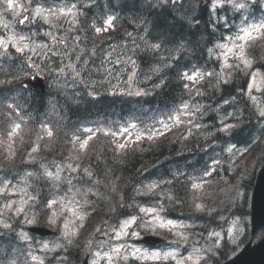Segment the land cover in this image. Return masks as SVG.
<instances>
[{"label": "snow or ice", "instance_id": "6c2138e0", "mask_svg": "<svg viewBox=\"0 0 264 264\" xmlns=\"http://www.w3.org/2000/svg\"><path fill=\"white\" fill-rule=\"evenodd\" d=\"M145 2L150 15L153 14V10L155 9L160 10V12L155 13L156 15H160L163 12H168L171 15L172 12L183 10L187 0H145ZM257 2L258 0H208L207 5H204L203 0H197L198 4L208 8L210 14H216L217 25L223 21V27L228 33L221 37V40H226L227 43L216 45V48L221 50L216 56L218 64L212 70L207 71L206 75L209 77L224 76L227 70L228 76L223 80V83L226 84L233 72H243L248 77L245 82L246 87L242 86L238 91L241 98L247 97V101L250 102L245 105L249 122L255 119L257 125L264 130V108L258 107L257 96L253 94L254 89L264 94V89L256 85V78L259 73L257 71H247L252 69V61L246 56L247 48L258 40L264 39V18L257 21L253 18V14L248 12L249 7ZM92 3H94V0H86L85 3H81L80 0H60V2L52 0L51 3H49V0H0V28L4 30L0 32V72H5L4 66L6 64L9 68L14 69L16 60L19 59L26 69L34 70L37 74L44 69L66 74L67 69V74H71L74 80L76 77H81L82 83L89 84L93 89L89 95L95 94L98 84L99 86H103L104 84L110 85L112 89L111 94L113 95H133L131 85L134 83L138 84L141 75L146 80L150 81L152 79L151 74L141 72L137 64V58L144 60L150 55L153 62L168 66L169 59L179 60L182 58L176 57L174 51H188V49L184 48L183 43H180V41L185 40L184 36L181 35L177 38V35L173 32L149 31L148 22L145 20L140 33L132 41V48L128 49L125 47L115 57H113L115 49L107 52L101 58L100 64L93 73L92 69L87 66L89 61L82 60L81 54L77 52V47L74 46L69 50L68 42L53 32V29L56 31L62 30L66 33L70 32L76 27L77 21L75 17L79 15L80 8H87ZM112 6L115 7V5ZM227 6H230L234 12H241V23L239 25L233 27L227 18L219 16L221 9L225 12L228 10ZM68 16H72L73 19L68 20ZM61 17L65 18V22L68 23L69 28L65 29L63 23L56 22ZM172 18L173 20L176 19L174 16ZM115 19V16L109 15L102 26L93 24L97 36L113 29ZM38 21H42V24L38 25ZM177 23L180 25L181 30H183L185 25L179 21ZM188 23L191 26L192 21ZM195 23L198 32L199 20L197 19ZM17 25H33L36 27H26L17 31ZM44 25H47L48 29L41 31ZM156 27L153 24V28L155 29ZM132 35L131 32L128 33L129 37H132ZM189 35H192L194 40L195 34L190 32ZM38 36L51 37V43L44 42L43 40L37 42L35 37ZM75 40L78 42L79 36L75 37ZM170 44H179V47L172 49L168 47ZM104 51V49H101V52ZM212 51V49H209L210 54ZM73 53H77L74 60L72 59ZM92 55H96L95 50H93ZM66 61L70 62L66 63ZM91 62L95 64L94 60ZM52 64H55L56 67L51 68L50 65ZM78 64L81 67H77ZM5 74L12 75L13 78L0 80V85L12 84L13 80L21 78V73L5 72ZM82 74L89 78L96 76L98 83L96 81L89 83V80L84 79ZM198 77L203 79V74L195 70L193 74H190L187 70L183 71L181 79L187 82L182 84V88L189 94L188 100H184L182 96L181 105L169 111L166 120L158 121L159 127L153 124L141 131L137 128L136 123H130L121 125L117 130L98 128L96 131L103 132L105 136L111 135L114 138L115 151L117 154H120L130 144H141L145 140L151 142L164 136L166 132L171 131L173 123L177 126L182 123L186 124L188 126L187 135H191L193 127L197 129L207 127L206 123L202 124L198 122L203 120L206 114L203 105L195 100V97L203 95L201 89L195 88ZM113 81H116V83H113ZM25 86L26 82L20 84L21 89ZM152 87L158 88L160 84H153ZM5 91L11 92L12 89L0 91V98L6 99ZM134 94L136 96H148L151 92L147 88L138 87ZM189 101L192 102L191 106ZM224 103L227 104L228 101L225 100ZM0 104H2V99H0ZM13 116L19 120L24 119L21 116L19 107L14 108L13 105L9 104L5 109L3 124L0 126V153H2V158L5 161H13L16 155L13 147L16 143V138L20 136L21 143H23L22 136L28 134L30 139L32 136L35 139L31 140L29 147L26 149V157L22 156L20 163H35L37 157L33 156V154L41 151L40 141L45 139L44 134L46 133L47 138L50 140L54 133L46 125H42L43 133L36 131L35 127H32L29 132L25 133L22 129V123L17 122V119H11ZM182 117H188V119L183 120ZM239 119V117L234 116L232 112L225 109L222 117L214 126L220 132H229L236 128ZM167 121H171L172 123ZM133 130H136L134 139ZM85 131L91 134L86 138L79 136H74L73 138V149L79 153L75 157L77 160H81L87 155L89 142L96 134L91 128H87ZM187 135L183 138L186 139ZM77 140L80 141L78 149L76 148ZM224 143L225 145H229V141H224ZM244 151H247V148L241 151L235 144L227 147V153L230 157L235 156L237 153L243 155ZM15 166L13 164V168ZM217 166H222L221 159L219 157H210L209 161L205 162L200 174L184 178L188 181L184 185L185 194L183 197L177 195L175 199L169 194L171 189H168L166 192L164 186L173 185L174 180L177 183L182 182L179 174L157 177L154 181L151 180L149 175H145L144 180L150 182L144 184L143 181H139L134 191L137 195H151L153 202L139 203L134 200L133 203L126 205L124 198L121 197L118 207L133 208L134 211L132 213H125L122 219H119L117 223L112 225H108V221L105 220L104 223L107 227L103 231L100 228L96 229L97 232H101L106 237V240L100 241V250L94 251L91 259L86 260L84 264H100L101 260H104L105 264H131L133 261H171L173 264H208V260L212 256H216L217 250L222 246L227 248L228 243L237 245L244 233V228L239 226L240 222L238 220H233L231 224H228V221L224 220L223 224L218 225L222 231L207 233L205 243L208 244L211 241L208 246L201 245L200 241L196 240L190 246L187 254L181 253V249L186 247L183 244L176 248H169L168 250L156 249L155 241H148L143 238V232L156 234L158 231L166 230L171 235L179 237L182 241H188L190 235L199 236L200 239H204L203 232L187 233L184 231V229L192 228L194 225L184 223L183 217H171L163 215V213L166 211V203L183 204L189 198L194 202V208L197 212H204V205L202 203H195V201L201 200L203 195L208 194L204 191V185L209 182L207 178L212 177L214 179V174H219ZM39 168L43 170L42 173L28 170L25 176L49 182L50 187L54 189L51 196L41 195L39 192H29L28 187L30 186V182L18 185L14 183L15 177L12 176L10 171L0 169V217L8 216L9 219L15 217L18 221L16 227H19L20 223L26 225L37 223V217L43 214L48 225L57 229L59 236L56 242L51 243V246L48 242L42 243L40 251L55 252L61 247H64L65 251H67V245L73 244V239L79 235V229L84 228L86 218L95 211L93 202L87 199L89 192L92 191L91 183L96 182L94 174L90 170L91 164L81 168L79 164L74 165L70 162L66 164L53 162L51 165L40 163ZM44 186L41 185V187ZM144 189H147V191H144ZM156 189H159V192ZM111 211L113 213L116 212V208H112ZM29 213H32V215L30 216ZM0 224L5 229H11L14 232L16 230L8 221H0ZM18 235L20 240L30 241L28 232L20 231ZM43 235L44 233H41V236ZM135 240H143L144 245H148V247H141L133 243ZM112 241L117 243H112ZM222 241L224 242L223 245ZM105 244H107L106 249L104 248ZM15 247L19 248L20 246L15 245ZM26 256L30 257L34 264H44L43 259L33 255L31 252H27ZM57 259L60 258L58 257ZM63 259H67V257H63ZM0 260H7L8 264H16V259L8 256H0Z\"/></svg>", "mask_w": 264, "mask_h": 264}, {"label": "trees", "instance_id": "16d2710c", "mask_svg": "<svg viewBox=\"0 0 264 264\" xmlns=\"http://www.w3.org/2000/svg\"><path fill=\"white\" fill-rule=\"evenodd\" d=\"M51 2L52 0H49V3ZM80 2L85 3L86 0H80ZM112 5H115V7ZM80 9H84V17L81 22L82 25L77 27V31L81 41L88 44V46L84 45L83 47L81 45V47H77V52L81 54L82 60L89 61L87 66L92 69L93 73L100 64L98 54H104L113 49L122 52L124 44L131 40L128 33L131 32L137 36L144 26L145 20L148 22L149 31L173 32L177 35V38L181 35L184 36L185 40L180 41V43H183L184 48L188 51H174L176 57L182 58L179 60L169 59L168 66L153 62L150 55L144 60L137 58V64L141 72L152 76L149 81L141 75L138 84L135 83L136 88L149 89L151 94L148 96H136L135 94L132 96L126 94L113 95L106 90H102V92L95 91L94 95H89L92 92L91 87L89 84L82 83L81 77L75 78V83L69 91L67 89L63 93L48 97L29 96L26 105L34 106V108L26 112V127L30 125L35 127L36 125L46 124V122L52 123L50 125L54 133L53 137L50 140L45 139L41 144L43 160H48L55 153L57 158H62L59 156H63L67 149H72L70 138L67 136L72 135L74 132L80 133L84 125L117 130L121 125L135 122L140 127L145 128L153 124L157 125L158 121L166 119L169 111L181 105L182 96L184 100H188L189 94L182 88L184 81L181 79V75L183 71L193 68L207 70L206 62L212 65L213 61L209 49L214 50L216 42L221 39L220 35L215 37L210 35L214 24L217 25V16L207 15L208 12H205V10L198 14L195 10L197 9L195 0H187L183 10L172 12L171 15L168 12L156 15L155 13L160 12L159 9L153 10V14L150 15L145 0H111V4L110 0H94V3L89 7ZM109 15L116 17L114 28L97 36L91 23L96 22V26H102ZM173 16L176 18L175 20H173ZM219 16L227 18L229 21L232 18V15L224 10L219 13ZM197 19L199 20L198 32L195 23ZM177 21L185 25L183 30H181ZM189 21H192L191 26H189ZM58 23L64 24L62 21ZM153 24L157 26L155 29ZM222 24L223 21L220 22L219 26ZM17 30L20 31L21 29L17 28ZM41 31H45V29H41ZM190 32L195 34L194 40L193 36L189 35ZM42 37L47 38L38 36V42L39 38ZM168 47L176 49L179 44H170ZM131 48L132 43L129 45V49ZM101 49L105 51L101 52ZM93 50L96 52L95 56L92 55ZM76 54L73 53V60ZM93 60L95 64L91 62ZM52 65L56 67L55 64ZM7 67L9 68L8 65ZM77 67H81V65L78 64ZM17 68L18 63L16 60L15 68L12 70L16 71ZM82 76L84 79L89 80V83L91 81L98 82L96 76L91 78L84 74ZM5 78L8 80L13 77L6 76ZM225 78L227 77L216 78L212 83L210 80L207 85L201 87L203 95L198 96L195 100L203 105L206 114L200 123L207 124V127H202L205 132H213L216 120L223 115L226 109L240 118L239 123L235 129L228 133L218 131L216 135L217 142L223 147L226 146L225 143H222L224 141H229V145L235 144L236 146L251 144L252 137H256L258 130H255V122L252 120L249 122V116L245 119L243 111L245 98H241L238 91L243 85L237 83L238 78L236 76H231L226 84L223 83ZM157 83L160 84V87L153 88V84ZM225 100L228 101L227 104L224 103ZM180 132H184V128L175 127L166 134L165 141L154 147L156 150L154 155L153 151L152 155L149 153L152 150L149 142L141 148L135 149L121 163H116L114 158L111 160L103 159L107 164H99L97 160L94 165L93 159L96 156L94 153L100 150L107 140L108 142L110 140L109 135L105 136L103 132L99 134V138L96 139L98 141L93 146L92 151L94 153L90 148L83 158V167L91 164L90 170L93 172L96 182L91 183L92 191L87 196L90 202H93L95 208V211L92 212L95 221L90 222L85 227L81 233V238L87 237L97 226L105 227V220L108 221V225H112L122 219L125 213L134 211L133 208L118 207L121 197L124 198L126 205L133 203L134 200L139 203L153 202L151 195H137L134 191L139 181H143L144 184L150 182L144 180L145 175H149L151 180L154 181L157 177L165 175H180L184 168L189 173L196 170L195 166L201 161L202 154L200 152L192 154V152L195 148H202V143L197 136L199 134H193L192 139L188 141L190 145H170L180 137ZM31 140L32 137L30 139L29 136L26 142L27 148ZM21 148V150L17 149L15 151L16 155L13 161H5L2 158V153H0V169L10 171L15 178L24 167L19 166V164L26 148L24 145ZM69 156H73V152L70 151ZM40 163L38 161L34 163L32 169L42 173L43 170L39 168ZM49 163L50 160L46 164ZM13 164L16 165L15 168H13ZM167 164L172 168V172ZM31 165L32 163L28 167ZM97 165L99 167H96ZM182 183L184 182L177 183L174 180L173 185L164 186L165 191L171 189L169 194L174 199L177 195L182 197L185 194L184 190L180 189L183 186ZM211 187H214V185H210L209 189L205 188L204 191L208 193L205 198L208 201H217L223 195V191ZM144 191H147V189H144ZM156 191L159 192V189H156ZM40 194L42 195V193ZM114 207L116 212L113 213L111 209ZM165 207L164 215L182 217L183 214L194 207V202L189 198L183 204L166 203ZM73 250H75V247H73ZM220 255L224 256L225 254L221 251Z\"/></svg>", "mask_w": 264, "mask_h": 264}, {"label": "water", "instance_id": "95a60500", "mask_svg": "<svg viewBox=\"0 0 264 264\" xmlns=\"http://www.w3.org/2000/svg\"><path fill=\"white\" fill-rule=\"evenodd\" d=\"M42 89V87H40ZM254 201V211H253V219L254 224L256 226L262 225L260 223V209L261 204L264 206V188L259 187L257 193L255 195ZM261 213L264 211L261 209ZM264 224V221H263ZM34 232L47 234L46 231L42 229H32ZM148 241H155L156 243L160 242L154 238H146ZM227 264H264V241L259 244V246H255L254 248L248 247L241 255H239L235 260L230 261Z\"/></svg>", "mask_w": 264, "mask_h": 264}, {"label": "rangeland", "instance_id": "374dc122", "mask_svg": "<svg viewBox=\"0 0 264 264\" xmlns=\"http://www.w3.org/2000/svg\"><path fill=\"white\" fill-rule=\"evenodd\" d=\"M262 8H264V0H263V2H262ZM198 79H199V77H198ZM197 79V80H198ZM256 85L258 86V87H262L263 86V81H262V78H261V76H260V74L257 76V78H256ZM91 133H89V132H87V134H86V136L84 137V138H86L88 135H90ZM134 137H135V130L133 131V139H134ZM80 141H78V143H79ZM29 215L31 216L32 215V213H29ZM86 220H87V218H86ZM86 220H85V222H86ZM0 221H8L9 223H11L12 225H14L15 224V222H16V218L15 217H12L11 219H9V217L8 216H5V217H0ZM84 222V223H85ZM77 223H79L78 221H77ZM0 225H2V224H0ZM70 227H72V225H70ZM79 231H80V229H79ZM161 233H163L164 235H166V234H170L168 231H166V230H164V231H160ZM152 234V233H151ZM157 234H160L159 233V231L155 234V235H157ZM76 239V237L73 239V241ZM101 240H106V237H104L102 234H101V232H96L93 236H92V238H91V240H90V243H89V245H88V249H91L93 252L94 251H97V250H100L99 249V244H100V241ZM172 241H173V243H177V242H182V243H184L185 241H182V240H180V238L179 237H176V236H174V238L172 239ZM49 244H50V246H51V243L52 242H48ZM112 243H117V242H115V241H112ZM133 243H135V241H133ZM202 245H205V244H202ZM40 248H41V246H39V248H36L35 249V247L33 248L34 250H33V252H32V254L33 255H36V256H38V257H40L41 259H43L44 260V264H49V263H47V256H48V252H41L40 251ZM104 248L106 249L107 248V244H105L104 245ZM183 254V253H182ZM34 263V262H33ZM53 264H55V263H53ZM62 264H64V263H62ZM100 264H105V261L104 260H101L100 261Z\"/></svg>", "mask_w": 264, "mask_h": 264}]
</instances>
